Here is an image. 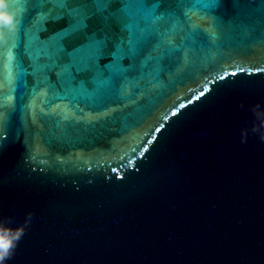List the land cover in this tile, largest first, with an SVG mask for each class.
<instances>
[{"label":"water","instance_id":"obj_1","mask_svg":"<svg viewBox=\"0 0 264 264\" xmlns=\"http://www.w3.org/2000/svg\"><path fill=\"white\" fill-rule=\"evenodd\" d=\"M66 3L31 0L0 50L3 264H264V0H147L163 18L135 51L121 0ZM73 8L105 47L36 70L29 35L51 43Z\"/></svg>","mask_w":264,"mask_h":264},{"label":"snow or ice","instance_id":"obj_2","mask_svg":"<svg viewBox=\"0 0 264 264\" xmlns=\"http://www.w3.org/2000/svg\"><path fill=\"white\" fill-rule=\"evenodd\" d=\"M52 2L61 8H68L66 0H52ZM31 3V0H6L5 10L13 14V20L11 27L6 24H0V33H3V39H0V50L6 45L10 48H15L19 42V34L23 30L24 21L21 18V11L27 7V4ZM129 6H142L143 10L130 14L124 9ZM82 7H86L83 5ZM160 4L152 3L148 4L147 0H121L122 15L118 20V27L127 33V45L129 50L135 51L138 43L146 35H155V28H150V25L163 16L158 15ZM68 15L75 17V22L70 26L69 30H65L62 33L57 34L55 37L50 38L49 42H40L38 36L29 35V47L28 55L32 60L34 68L40 70L42 68L56 69L59 68L61 72L71 74L74 70L77 73L84 72L87 69L88 62L105 47L107 42V36H99L95 31L88 33V24L86 23L88 17L86 14L76 15L75 8L68 11ZM189 27L204 31L200 25L189 15L187 17ZM84 32V42L73 46L68 49L63 41L69 37L73 32ZM36 44L35 51H32V44ZM42 61L44 63H42ZM15 63V58L12 53L8 55L9 66V79H11V69ZM4 64L0 60V75L3 73ZM59 75V73H58ZM75 80V76H70ZM11 244V238L7 233H0V250L7 251Z\"/></svg>","mask_w":264,"mask_h":264},{"label":"clouds","instance_id":"obj_3","mask_svg":"<svg viewBox=\"0 0 264 264\" xmlns=\"http://www.w3.org/2000/svg\"><path fill=\"white\" fill-rule=\"evenodd\" d=\"M6 7V0H0V24H6L11 27L13 14L5 10ZM3 33H0V39H3ZM8 237L11 238V244L7 251L0 250V264H3V261L11 255V251L15 246V240L19 239V236L11 237L8 234Z\"/></svg>","mask_w":264,"mask_h":264}]
</instances>
